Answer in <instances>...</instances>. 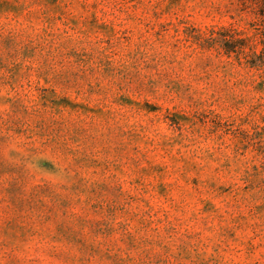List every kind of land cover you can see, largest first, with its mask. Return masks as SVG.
I'll list each match as a JSON object with an SVG mask.
<instances>
[{
  "label": "rangeland",
  "instance_id": "obj_1",
  "mask_svg": "<svg viewBox=\"0 0 264 264\" xmlns=\"http://www.w3.org/2000/svg\"><path fill=\"white\" fill-rule=\"evenodd\" d=\"M257 28L240 0H0V264H264Z\"/></svg>",
  "mask_w": 264,
  "mask_h": 264
},
{
  "label": "trees",
  "instance_id": "obj_2",
  "mask_svg": "<svg viewBox=\"0 0 264 264\" xmlns=\"http://www.w3.org/2000/svg\"><path fill=\"white\" fill-rule=\"evenodd\" d=\"M245 8L253 10L255 21L257 22L258 30L263 36L262 48L259 56L261 62H264V0H240Z\"/></svg>",
  "mask_w": 264,
  "mask_h": 264
}]
</instances>
